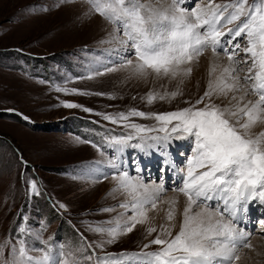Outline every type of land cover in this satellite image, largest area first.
<instances>
[{
  "label": "rangeland",
  "instance_id": "rangeland-1",
  "mask_svg": "<svg viewBox=\"0 0 264 264\" xmlns=\"http://www.w3.org/2000/svg\"><path fill=\"white\" fill-rule=\"evenodd\" d=\"M141 2L161 6V0ZM169 2L163 0V5ZM206 3L207 0H187L189 10ZM88 9L86 0H0V244L6 240L15 243L19 236L36 248H44L47 241L57 249L61 245L79 249L78 255L82 256L95 252L96 256L110 253L118 258L121 253L154 252L159 246L143 248L157 234L149 236L147 228L154 226L159 232L161 225L167 226L171 196H183L173 190L182 187V181L173 182V171L165 159L171 157L173 170L177 168L181 176L185 175L188 159L194 155V138H173L160 151L155 147L150 151L127 147L116 153L108 140L130 130L104 121L102 114L127 113L130 109L163 113L195 104L210 80L209 75L197 74L201 70L199 63L212 52L205 51L191 65V74L183 78L137 79L123 70L94 76L97 69L103 70L101 65L111 66L109 57L113 61L118 57L111 51L115 43H107L113 25L98 15H89ZM177 89L181 94L174 99L147 103L149 92L163 94ZM66 102L80 107L65 108ZM213 102L228 103L216 97ZM131 122L157 126L151 118L135 117ZM261 132L264 131L251 130L254 136ZM112 163L117 167L113 168ZM120 166L149 184L163 180L166 191L160 195L156 209L147 206L151 223L137 224L114 243L97 247L107 235L92 231V226H114L106 222L124 212L118 205L125 202L126 196L113 192L117 181L112 173ZM87 174H93L92 178ZM33 181L39 195L32 193ZM61 204L65 207L61 208ZM249 206L253 225L245 230L251 234L247 238L251 247L241 246L236 255H243L246 264H264V245L250 243L255 235L264 238V224L260 222L264 206L258 202ZM105 208L114 211H102ZM241 216L243 220L247 218L244 213ZM20 228L26 231L21 233ZM174 231H178V224ZM31 255L41 253L32 251ZM96 256L81 264H96Z\"/></svg>",
  "mask_w": 264,
  "mask_h": 264
},
{
  "label": "snow or ice",
  "instance_id": "snow-or-ice-1",
  "mask_svg": "<svg viewBox=\"0 0 264 264\" xmlns=\"http://www.w3.org/2000/svg\"><path fill=\"white\" fill-rule=\"evenodd\" d=\"M86 2L89 15H98L113 25L107 43H115L111 51L118 57V61L109 57L111 66L101 65L103 70L97 69L94 76L123 70L137 79L183 78L191 74V65L205 51L210 49L213 54L207 89L195 104L163 113L130 109L127 113L102 114L104 121L130 130L108 140L116 153L127 147L149 151L155 147L160 151L173 138H194V155L188 159L186 174L179 177L182 187L173 189L186 198L182 218L177 221L176 201H169V224L161 225L159 232L154 226L146 230L149 236L157 233L143 246H159L154 252L121 253L118 258L110 253L96 256L95 252L82 256L79 249H65L63 245L57 249L47 241L44 248H36L18 236L15 243L6 240L0 244V264H81L93 256L96 264H233L240 259L236 252L241 246L251 247L247 242L251 234L241 226V213L246 215L253 202L264 206V132L255 136L251 133L257 124H264V0H207L190 10L187 0H170L166 6L161 0L158 7L141 0ZM221 56L227 58L226 65L215 62ZM180 94L179 89L163 94L149 92L146 99L152 104ZM213 97L228 103L216 104ZM63 107L80 106L66 102ZM135 117L154 119L157 126L131 122ZM153 132L157 135H150ZM134 140L137 143H130ZM112 167L117 165L112 163ZM112 176L117 181L113 192L126 196L118 205L124 212L106 222L114 226H92V231L107 235L97 247L112 244L137 224L146 223L147 206L156 209L160 195L166 191L163 180L160 184L146 183L123 166ZM30 187L34 195H39L35 181ZM128 212L131 215L126 216ZM260 222L264 224V219ZM177 224L178 231H174ZM25 231L20 228L21 233ZM32 251L41 255L32 256Z\"/></svg>",
  "mask_w": 264,
  "mask_h": 264
},
{
  "label": "bare ground",
  "instance_id": "bare-ground-1",
  "mask_svg": "<svg viewBox=\"0 0 264 264\" xmlns=\"http://www.w3.org/2000/svg\"><path fill=\"white\" fill-rule=\"evenodd\" d=\"M217 61H215L217 64H219L220 63V65H226L227 64V61L226 60H224L223 58H222V56L221 57H219V58H217L216 59ZM212 61H213V54H211V53H209V54H206L205 55V57L200 61V63H199V66H201L200 68H201V70L200 69H198V70H200V71H197V74H199V73H202V75L204 74V75H209V70H210V67H211V65H212ZM248 99H253V97H249ZM252 129H255L256 131H264V124H257L255 127H253ZM168 156V154L166 155V156H163V157H167ZM165 159V158H164ZM165 161H166V164L171 168V170L173 171V173H172V177H173V182H179V177H181V174L179 173V171L177 170V168H176V170H173V169H175V167H174V163H173V161L171 160V157H170V159L167 157V159H165ZM152 162H153V160H152ZM101 164H103V163H101ZM153 164L155 165V163L153 162ZM119 165H123L124 166V163H119ZM125 165H127V163H125ZM121 167V166H120ZM100 168H102L101 166L100 167H98L97 169H100ZM178 172V174H174L175 172ZM88 175V177H91L92 178V175L91 174H87ZM180 175V176H179ZM172 195V194H171ZM172 198H173V200H175L176 201V204H175V209H176V212L178 213V216H177V221H179L182 217H181V213L183 212V208H184V206H185V204H186V198L185 197H183V196H181V195H177V194H174V195H172L171 196ZM170 197V198H171ZM252 214V212L250 211V206H249V211H248V213L245 215L244 214V216H246L247 218L245 219V220H243V223H242V227L245 229V228H250L252 225H253V223L250 221V215ZM148 223H151V219L149 218L148 219V221H147ZM247 233H248V231H246ZM251 242H253L252 244L254 245V243H259V244H262V245H264V238H262V237H260L259 235H255L253 238H251V241H250V243ZM257 251H259V249L257 248V250H256V252ZM238 253V252H237ZM239 256H241L240 257V259L239 260H235V262H234V264H246V262L244 261V259H243V255H239Z\"/></svg>",
  "mask_w": 264,
  "mask_h": 264
}]
</instances>
